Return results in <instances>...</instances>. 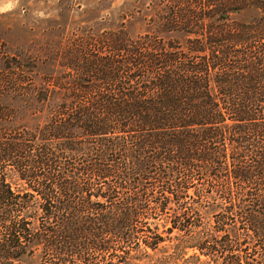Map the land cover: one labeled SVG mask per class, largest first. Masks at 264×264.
<instances>
[{
  "label": "trees",
  "instance_id": "16d2710c",
  "mask_svg": "<svg viewBox=\"0 0 264 264\" xmlns=\"http://www.w3.org/2000/svg\"><path fill=\"white\" fill-rule=\"evenodd\" d=\"M140 20L5 63L0 264H264V0Z\"/></svg>",
  "mask_w": 264,
  "mask_h": 264
},
{
  "label": "rangeland",
  "instance_id": "374dc122",
  "mask_svg": "<svg viewBox=\"0 0 264 264\" xmlns=\"http://www.w3.org/2000/svg\"><path fill=\"white\" fill-rule=\"evenodd\" d=\"M175 0H0V79L5 63L11 66L28 58L37 59L41 76L49 75L63 65V59H51L55 52H64L85 36L113 31L124 24L131 35L143 33L146 25L140 19L158 13ZM175 5V4H174ZM236 20L245 19L242 15ZM53 58V57H52ZM60 69V68H59ZM13 71L11 73H16ZM163 225L158 226L162 233ZM164 242L161 246L173 244ZM168 252H171L169 250ZM155 259L161 250L150 252ZM192 251H188L187 255Z\"/></svg>",
  "mask_w": 264,
  "mask_h": 264
}]
</instances>
